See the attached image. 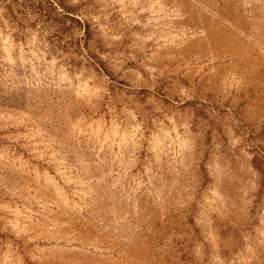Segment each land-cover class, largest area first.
Masks as SVG:
<instances>
[{"label":"rangeland","instance_id":"1","mask_svg":"<svg viewBox=\"0 0 264 264\" xmlns=\"http://www.w3.org/2000/svg\"><path fill=\"white\" fill-rule=\"evenodd\" d=\"M64 2L0 0V264H264V0Z\"/></svg>","mask_w":264,"mask_h":264},{"label":"trees","instance_id":"2","mask_svg":"<svg viewBox=\"0 0 264 264\" xmlns=\"http://www.w3.org/2000/svg\"><path fill=\"white\" fill-rule=\"evenodd\" d=\"M9 1V0H4ZM23 8H30L34 12L41 14L45 21L50 19L56 20L57 16H63L64 18L71 19L72 21H76L77 23H81L78 19L73 16H76L74 11H76L75 7L65 4L64 0H39L32 3V0H25L24 2H19V0H14ZM9 7L13 8V3H9ZM60 8V9H59ZM61 10V11H60ZM27 18L28 16H24ZM87 26V25H86ZM69 27L62 28L63 31L68 30ZM58 33L60 30L58 29ZM89 34V27L86 28V35ZM60 37V35H58Z\"/></svg>","mask_w":264,"mask_h":264}]
</instances>
